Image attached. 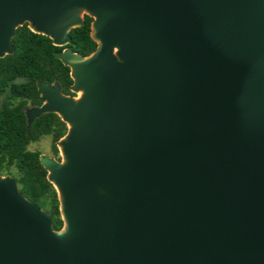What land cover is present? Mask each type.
<instances>
[{"label":"water","instance_id":"water-1","mask_svg":"<svg viewBox=\"0 0 264 264\" xmlns=\"http://www.w3.org/2000/svg\"><path fill=\"white\" fill-rule=\"evenodd\" d=\"M85 16L74 97L40 82L27 113L68 128L41 156L63 228L0 176V264H264V0H0V60Z\"/></svg>","mask_w":264,"mask_h":264},{"label":"trees","instance_id":"trees-1","mask_svg":"<svg viewBox=\"0 0 264 264\" xmlns=\"http://www.w3.org/2000/svg\"><path fill=\"white\" fill-rule=\"evenodd\" d=\"M93 19L85 16L83 25L70 33L73 43L57 47L44 35L32 32L28 24L19 27L13 40L14 52L0 60V176H10L20 193L53 216V228H63L60 203L47 170L41 163V152L29 146L51 136L53 152L59 155L58 142L67 134L66 123L55 113H46L28 126L24 111L30 102L41 105L38 84H60L64 95H73L70 68L55 57L66 48L85 57L97 49L91 38ZM14 101V102H13Z\"/></svg>","mask_w":264,"mask_h":264},{"label":"rangeland","instance_id":"rangeland-1","mask_svg":"<svg viewBox=\"0 0 264 264\" xmlns=\"http://www.w3.org/2000/svg\"><path fill=\"white\" fill-rule=\"evenodd\" d=\"M77 95L78 94H76V96ZM29 149L31 151H39V152H41V156L49 157V158L54 159L58 162H62V160H63L62 155H61L60 150H59L60 148H58L59 155L56 156L54 154V152H53V139L51 136L44 137V138H42V140L40 142L30 145ZM4 177H10V176H4Z\"/></svg>","mask_w":264,"mask_h":264},{"label":"flooded vegetation","instance_id":"flooded-vegetation-1","mask_svg":"<svg viewBox=\"0 0 264 264\" xmlns=\"http://www.w3.org/2000/svg\"><path fill=\"white\" fill-rule=\"evenodd\" d=\"M61 94H62L63 96H66V97H68V96H70V97H74V94H73V95H64V94L62 93V87H61ZM40 99L43 100L41 94H40ZM13 102H14V101H13ZM44 103H45V101L43 100V102H42L41 105L33 106L30 102H28V105H27V106L25 107V109H24L26 115H27L28 111H29L31 108L42 107V106L44 105ZM27 117H28V116H27ZM27 125H29L28 122H27Z\"/></svg>","mask_w":264,"mask_h":264},{"label":"bare ground","instance_id":"bare-ground-1","mask_svg":"<svg viewBox=\"0 0 264 264\" xmlns=\"http://www.w3.org/2000/svg\"><path fill=\"white\" fill-rule=\"evenodd\" d=\"M82 96V92H80V94H79V97H81ZM70 128H71V125H70ZM68 138L66 137V138H64V140L66 141ZM61 155L62 156H65V153L63 152V150L61 151Z\"/></svg>","mask_w":264,"mask_h":264}]
</instances>
